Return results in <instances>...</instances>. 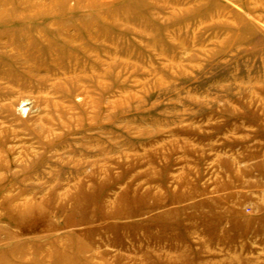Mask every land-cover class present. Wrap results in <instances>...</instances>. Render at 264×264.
Returning <instances> with one entry per match:
<instances>
[{
  "label": "rangeland",
  "instance_id": "rangeland-1",
  "mask_svg": "<svg viewBox=\"0 0 264 264\" xmlns=\"http://www.w3.org/2000/svg\"><path fill=\"white\" fill-rule=\"evenodd\" d=\"M0 264H264V0H0Z\"/></svg>",
  "mask_w": 264,
  "mask_h": 264
}]
</instances>
